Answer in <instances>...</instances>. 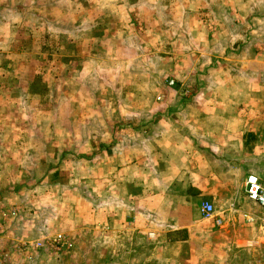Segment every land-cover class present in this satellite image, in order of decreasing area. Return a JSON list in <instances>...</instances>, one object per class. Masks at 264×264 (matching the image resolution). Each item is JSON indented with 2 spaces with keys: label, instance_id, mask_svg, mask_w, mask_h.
Instances as JSON below:
<instances>
[{
  "label": "crops",
  "instance_id": "0c3cea01",
  "mask_svg": "<svg viewBox=\"0 0 264 264\" xmlns=\"http://www.w3.org/2000/svg\"><path fill=\"white\" fill-rule=\"evenodd\" d=\"M5 1L13 13L23 14L25 4L16 7L15 0ZM243 1L231 0L235 15L229 22L230 37L219 33L210 39L213 43L207 42L210 49L199 53L197 100L163 104L165 114L153 120L154 128L145 136L139 128L129 138L103 120V141L118 145L108 147L98 164L89 162L90 183L84 189H91L93 196L96 189L100 201L94 204L91 195L86 199L85 226L77 227L73 217L80 187L73 161L70 168L62 161L66 148L48 156L52 164L42 175L38 166L36 181L23 184L27 192H36L27 200L31 206L19 195L6 197L11 206L0 217V237L6 233L10 240L5 255L16 260L9 264H44L52 253L73 257L76 235H84L87 251L96 255L87 264H114L105 253L125 256L139 239H150L153 248L164 247L161 264H199L214 254L264 264V210L244 191L248 174L257 176L264 188V99L257 95L264 98V7ZM255 14L261 23L257 35ZM206 74L215 78L209 87L199 83ZM206 91L213 93L210 99L200 95ZM218 93L223 95L219 98ZM205 203L213 206L209 216L202 211ZM100 253L105 260H99ZM179 254L188 260L173 259ZM55 264L74 262L65 257Z\"/></svg>",
  "mask_w": 264,
  "mask_h": 264
},
{
  "label": "rangeland",
  "instance_id": "374dc122",
  "mask_svg": "<svg viewBox=\"0 0 264 264\" xmlns=\"http://www.w3.org/2000/svg\"><path fill=\"white\" fill-rule=\"evenodd\" d=\"M239 1L234 0L245 2ZM248 2L256 8L264 7V0ZM6 3L0 0V217L4 218L2 212L11 206L7 196L13 199L19 195L27 207L31 206L27 200H33L36 192L29 193L23 186L36 181L38 166L41 175L42 169L50 167L53 158L48 156L59 155L66 148L62 161L68 167L73 161L80 187L75 192L79 199L73 202L78 209H73V217L77 227L85 226L86 199L91 195L94 204L100 201L96 189L95 196L91 189H84L90 183L86 181L90 161L100 162L108 147L114 150L118 145L111 141L108 146L103 141V120L115 124V130L129 138L139 128V134L145 136L154 128L153 120L165 114L163 104L197 100L199 53L210 49V39L220 34L230 37L229 22L235 15L229 9L232 2L21 0L18 5L15 0L16 7L26 5L22 15L20 11L13 13ZM254 24L257 35L261 23L256 14ZM214 79L206 74L199 83L209 87ZM200 95L210 99L213 93ZM217 95L220 98L223 94ZM140 119L141 124L135 125ZM54 176L50 174L49 180ZM46 224L49 226V222ZM84 239V235H76L73 257L52 253L44 264H55L65 257L74 264L96 260L94 253L87 251ZM149 240L139 239L135 250L125 256L106 252L105 259L109 257L114 264H161L164 247L153 248ZM9 242L3 233L0 264L16 260L5 255ZM116 244L110 242L109 246L116 250ZM214 256L199 264L245 261L240 263L241 258L229 254ZM103 257L100 253L99 260H105ZM176 258L188 260L183 254L174 255Z\"/></svg>",
  "mask_w": 264,
  "mask_h": 264
},
{
  "label": "built area",
  "instance_id": "2783aa9c",
  "mask_svg": "<svg viewBox=\"0 0 264 264\" xmlns=\"http://www.w3.org/2000/svg\"><path fill=\"white\" fill-rule=\"evenodd\" d=\"M245 191L249 200L257 203L264 210V188L254 175L247 176L245 181ZM202 211L206 216L213 213V206L205 203Z\"/></svg>",
  "mask_w": 264,
  "mask_h": 264
},
{
  "label": "trees",
  "instance_id": "16d2710c",
  "mask_svg": "<svg viewBox=\"0 0 264 264\" xmlns=\"http://www.w3.org/2000/svg\"><path fill=\"white\" fill-rule=\"evenodd\" d=\"M37 82H38V80H37ZM36 84H40V83H36ZM36 84H35V86H36ZM31 85H33L32 82L30 83V86H31Z\"/></svg>",
  "mask_w": 264,
  "mask_h": 264
}]
</instances>
